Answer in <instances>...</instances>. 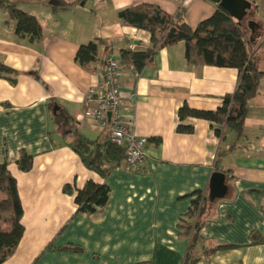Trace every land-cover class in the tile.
Wrapping results in <instances>:
<instances>
[{
    "label": "crops",
    "instance_id": "0c3cea01",
    "mask_svg": "<svg viewBox=\"0 0 264 264\" xmlns=\"http://www.w3.org/2000/svg\"><path fill=\"white\" fill-rule=\"evenodd\" d=\"M8 1L37 18L42 37L19 35L16 21L0 7V61L17 72L0 76V164L7 163L17 180L25 227L3 264H184L191 236L181 229V219L197 191L209 195L214 172L224 173L226 187L223 197L208 204L192 250L195 264H264V77L249 102L242 135L224 128L220 138L216 123L181 121L179 109L188 104L217 110L237 90L239 70L190 64L183 41L161 48L138 76L123 64V115L148 139L142 170L128 168L122 159L104 178L72 148L80 136L110 138L107 129L84 116L85 97L102 80L106 59L152 47L151 33L124 24L121 10L151 3L176 14L184 7L196 28L218 4ZM249 1L253 12L242 23L251 58L264 70V0ZM250 21L258 22L254 32ZM96 39L103 40L98 59L82 67L77 52ZM181 123L193 126V132H179ZM22 151L33 156L27 172L17 165ZM90 180L107 184L109 199L93 213L79 212L64 186L81 189Z\"/></svg>",
    "mask_w": 264,
    "mask_h": 264
},
{
    "label": "trees",
    "instance_id": "16d2710c",
    "mask_svg": "<svg viewBox=\"0 0 264 264\" xmlns=\"http://www.w3.org/2000/svg\"><path fill=\"white\" fill-rule=\"evenodd\" d=\"M0 7L7 10L9 16L17 23V33L30 36L31 39L42 37V27L36 17L19 9L8 0H0ZM186 8L181 7L176 14L166 12L157 4L142 3L121 10L118 15L126 25L145 29L151 33L152 47L144 51L122 50V64H134L141 72L152 61L161 48L174 45L180 41L185 43L187 61L193 65H213L237 68L240 81L233 94H227L223 104L217 110L192 108L184 104L179 109V118H202L217 124L215 130L218 137L225 135L224 128L235 130L242 135L248 105L259 92L264 70H261L251 58L250 41L243 23L233 18L221 5L215 12L200 21L193 28L186 20ZM255 37V35H253ZM103 40L96 39L80 46L76 61L88 68L91 62L98 59V51ZM15 69L0 61V76L16 74ZM14 82L15 79L11 78ZM179 132H193V126L179 124ZM72 148L77 152L85 166L106 178L125 157V149L114 143L111 138L91 140L80 136ZM21 171H30L33 167V156L22 151L17 161ZM64 191L74 195L79 212L93 213L104 206L110 189L105 183L92 180L86 182L81 189L66 184ZM189 213L181 219L180 227L191 236V245L184 264H195L197 258L192 250L198 240V232L205 222L209 202H214L206 193L197 191ZM23 207L19 197L17 180L9 170L7 163L0 164V264H3L16 250L21 241L25 227L21 222ZM214 250L207 251L214 252Z\"/></svg>",
    "mask_w": 264,
    "mask_h": 264
},
{
    "label": "built area",
    "instance_id": "2783aa9c",
    "mask_svg": "<svg viewBox=\"0 0 264 264\" xmlns=\"http://www.w3.org/2000/svg\"><path fill=\"white\" fill-rule=\"evenodd\" d=\"M139 75L134 64L129 65ZM123 64L118 58L106 59L102 80L85 97L84 116L90 122L107 129L111 140L125 149L124 161L128 168L140 171L145 164L148 139L139 135L123 115L124 99L121 94Z\"/></svg>",
    "mask_w": 264,
    "mask_h": 264
},
{
    "label": "water",
    "instance_id": "95a60500",
    "mask_svg": "<svg viewBox=\"0 0 264 264\" xmlns=\"http://www.w3.org/2000/svg\"><path fill=\"white\" fill-rule=\"evenodd\" d=\"M190 0H186L188 2ZM217 4H221L228 13L240 23L253 12V5L249 0H211ZM258 24L254 21L249 22V28L254 32L255 27ZM59 109L58 105H55L54 112L56 113ZM225 175L221 172H214L211 183H210V199L214 201L215 199L221 198L224 195L225 190Z\"/></svg>",
    "mask_w": 264,
    "mask_h": 264
},
{
    "label": "rangeland",
    "instance_id": "374dc122",
    "mask_svg": "<svg viewBox=\"0 0 264 264\" xmlns=\"http://www.w3.org/2000/svg\"><path fill=\"white\" fill-rule=\"evenodd\" d=\"M252 13V12H251ZM252 15H250V17H251ZM247 19V18H246ZM246 19H245V21H246ZM248 23V22H247ZM258 23V22H257ZM264 52V51H263Z\"/></svg>",
    "mask_w": 264,
    "mask_h": 264
}]
</instances>
